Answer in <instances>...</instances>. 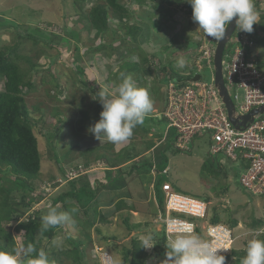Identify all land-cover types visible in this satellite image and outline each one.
Returning a JSON list of instances; mask_svg holds the SVG:
<instances>
[{"label":"rangeland","instance_id":"obj_1","mask_svg":"<svg viewBox=\"0 0 264 264\" xmlns=\"http://www.w3.org/2000/svg\"><path fill=\"white\" fill-rule=\"evenodd\" d=\"M96 1H86L83 3L84 9H90ZM123 1L134 10L135 18L130 19V23L138 22L145 28L148 25L151 27L148 28L150 32L145 31L134 44L125 39L114 41L115 37L125 33V30L116 26L118 18H114V24L112 22V26L118 29L117 36H113L111 31L102 35L99 29L90 28L87 18L80 20L76 16L74 0H0V49L15 46L19 40L18 29L6 22V19L15 20L23 29L40 30L54 41V46H50L45 42L35 44L31 39L22 40L18 50L20 54L30 56L37 65L31 69L29 63L22 62L35 86L31 90L24 88V91L30 105L38 107L34 115L39 120L38 128L42 129L44 135L52 133L56 127L60 126L62 129V133L50 145L48 140L45 141L39 135L42 170L34 181L36 190L28 199L36 198L39 194L44 198L41 201L35 200L31 205L22 204L20 196L17 199L20 205L17 204L16 207L20 214H13L7 228L13 233L18 247L24 245L25 239V231L18 226L22 220L32 215L41 223V217L47 214L54 198L72 188L91 185L98 189L99 198L95 205L106 215L107 220H99L92 228L83 229V215H78L80 219L72 216L74 225L60 226L54 238L43 236L40 243L51 264L53 261L54 264H74L72 259L64 255V251L72 247L69 237L80 241L87 250L88 264H104L109 258L108 254L112 258L118 257L115 253L117 244H123L141 234H153L157 226V232L163 233L164 229L166 232L165 224L160 218L161 213L159 216L155 214L158 207L154 189L157 181H163L164 176H167V180L179 193L201 197L208 205L207 218L212 219L216 215L221 218V222L234 229V249H245L247 241L254 236L264 240V234L257 235L264 226H252L254 219L264 218V195H253L241 185L239 178L235 176L239 171V163L227 161L222 169L228 175L214 177L216 173L209 162L208 135L196 138L189 151L166 152L168 175L149 173V167L144 166L148 171L139 177L137 170L131 171L134 162H124L127 150L145 151L150 140L156 145L155 150L142 152L137 161L143 159L141 155L155 160V155L165 150L166 139L170 144L176 142L175 138L166 137L168 124L161 120L167 101L168 81L167 75L160 71L163 66L170 64L177 69L176 62L180 57L186 60V70L188 67L190 69L198 50L187 51V44L190 41L195 42V45L202 41L210 43L214 39L197 29L198 24L193 22L192 14L184 5L161 4L160 1L156 4L149 0ZM262 7L264 8V3ZM147 11L154 14L149 16ZM66 28L80 29V40L67 35ZM112 42L115 49L95 50L101 43ZM154 55L158 56L159 65L154 62ZM124 61L137 64L135 70L127 75H131L138 87L148 89L153 109L145 116V130L136 126L131 138L114 145L106 137L99 141L88 132V128L99 120L102 105L99 99H93L99 90L94 92L81 81L93 79L99 89L107 86L109 90H114L121 82L120 75L115 74ZM204 67L203 77L210 79L212 69L206 63ZM2 83L3 79L0 78V87ZM220 160L218 158L217 161ZM112 163L120 165L109 167ZM216 168L218 173V164ZM8 171L7 169L6 172ZM224 187L228 189L223 191ZM160 192L164 194L162 189ZM119 199H125L133 210H116ZM71 201L72 199L67 200L68 203ZM57 207L66 212L63 203H59ZM129 213L131 223L139 225L138 229L131 232L124 224V218ZM233 221H237V225L234 226ZM208 223L205 222L204 225ZM110 236L115 239L107 242L104 238ZM4 244L0 236V245ZM154 247L147 250V264H159L162 261ZM231 262L232 259L228 261L225 256V264Z\"/></svg>","mask_w":264,"mask_h":264},{"label":"trees","instance_id":"obj_2","mask_svg":"<svg viewBox=\"0 0 264 264\" xmlns=\"http://www.w3.org/2000/svg\"><path fill=\"white\" fill-rule=\"evenodd\" d=\"M88 0H74L73 6L76 11V16H79L81 20L83 17L89 20V26L99 29L102 35H106L108 32H112L113 36L118 35V29L125 30L123 36L115 37L114 41L119 40H128L132 44L138 41L139 37L145 32L151 29L150 25L145 28L138 22L130 23V19L135 18L134 10L130 5L123 0H97L93 6L86 10L84 9L83 3ZM140 1V0H136ZM154 3L160 1L161 4L167 3L169 5H184L190 14H192V8L189 3L180 2V0H149ZM264 0H256L255 7L260 13V23L254 24V37L258 43L256 48L259 65L264 69V8L262 4ZM157 4V3H156ZM148 15L151 16L154 14L152 11H147ZM114 18L119 19V23L116 25L118 29L112 26L114 24ZM114 20V21H113ZM10 25L12 24L18 29L19 40L15 46H10L0 49V78L3 79L2 87H0V236L4 240V245H0V250L11 251L13 248L18 247L15 237L11 231L8 230L7 225L12 221V216L18 212L16 205L19 204V198L21 197V203L26 205H31L35 200H42L43 195H38L36 198L32 197L28 199V196L31 195L33 191L36 190L34 187V181L39 177L42 170V150H41V137H44L45 141L52 144L56 141L57 137L62 133L61 127H56L54 131L50 134L44 135L42 129L39 127V120L36 116L38 107L31 106L28 102L27 95L24 91V88L35 89L34 82L29 78V71L25 70L22 66V62H27L30 64L31 69L36 68V63L30 56H24L19 53V45L22 40H33L35 44L40 42H45L50 46H54V41L50 37H47V34L40 30H27L23 29L24 27L16 22L15 20L6 19ZM154 24V23H153ZM158 24V22H157ZM156 25V23H155ZM149 28V29H148ZM150 32V30H149ZM66 33L72 39L80 40L81 30L80 29H71L67 30ZM191 42V41H190ZM187 44V51H197L198 48L205 44L206 41H202L195 45V42ZM193 43V46H191ZM195 43V44H194ZM195 47V48H193ZM79 47H76L78 49ZM107 48L115 49L114 42L107 44L101 43L95 50L102 51ZM154 62L159 65V58L157 55L153 56ZM137 67L136 63L125 62L120 65L119 71L115 75H120V72L132 73ZM192 67L190 66V69ZM188 70L189 67L187 68ZM185 70V71H183ZM186 67L183 69L174 68L173 66H163L161 69V74L167 75V81L177 80L178 78H188L190 75H184L187 72ZM192 72V71H191ZM193 73V72H192ZM81 83L87 88L92 89L94 92L100 90L96 86V81L93 79H82ZM167 83V84H168ZM166 106V105H165ZM165 109V108H164ZM61 120V119H60ZM162 121H168L165 117L161 119ZM145 121L142 125H137L138 128L146 129ZM40 133V134H39ZM178 133L174 127H171L168 130L167 138L173 137L177 138ZM155 144L153 141H148L145 151L150 152V150H155ZM145 151H126L124 162H134L131 168V171L138 172V176L141 177L149 167V173H152L153 168L157 169V172L166 173L168 168L166 166V152L168 151H180V149L175 147V143L170 144L168 139H166V148L161 150L154 159L151 160L149 157H144L141 155V160L137 161V158L140 157V154ZM182 151V150H181ZM106 160V159H104ZM122 164H125V163ZM142 162V163H141ZM209 162L213 166V169L216 173L214 177H219L221 175L227 176L228 173L225 172L223 164L214 160L210 156ZM121 164V165H122ZM145 164V165H143ZM216 164H218V173ZM120 164L112 163L109 167H117ZM204 170L206 169V164L203 166ZM8 169L9 171L6 172ZM241 171H237L235 176L239 178ZM121 172L120 175H122ZM66 175V174H65ZM163 181H157L154 186L155 189V199L157 202L156 215L159 216V213H166V203L164 194L161 193L162 186L165 182H168L167 176H164ZM161 183V184H160ZM108 186V185H107ZM227 187V186H226ZM224 187L223 191H226L228 188ZM98 189L91 186H80L78 188H72L69 191H66L54 198L53 204L51 207H57L59 203H63L64 209L71 216H74L76 219H80L79 214L83 215L85 218L81 223L83 229H90L97 224V221L101 220L102 222L107 220L106 215L98 209V206L95 205L98 200ZM163 190V189H162ZM20 196V197H19ZM201 199V197L197 196ZM16 198V199H15ZM18 199V200H17ZM68 199H72L71 202H67ZM116 210L123 212L127 209L133 210L129 207L125 199H119L116 203ZM75 210V211H73ZM20 214V212H18ZM29 218L22 220L19 223V228H22L25 231V239L23 244L31 243L34 247L39 250L41 248L42 237L54 238L57 234V230L60 226L49 228L48 230H43L42 223L38 222L32 215H28ZM18 218V217H17ZM202 220H198V223L201 224ZM213 223H220L221 218L214 216L211 219ZM124 224L126 225L129 232L134 231L139 228V225L131 223L130 213L124 218ZM234 226L237 225V221H233ZM252 226L254 228H260L264 226V218L254 219L252 221ZM198 232L202 235V229L198 227ZM156 233V234H155ZM155 234V235H154ZM154 243H156L154 249L158 255L164 259V253L166 251V243L169 238L165 229L163 233L157 231L153 232ZM107 242L115 237H105ZM68 241L72 244V247L67 248L64 251V255L73 260L74 264H88L86 259L88 258L87 250L82 246V243L71 237L68 238ZM118 257H114L116 263L118 264H147L148 251L140 247L139 237L134 236L129 241L123 244L116 245ZM245 249L237 250L232 249L231 253L227 255L228 261L232 259L231 264H241L242 259L245 256ZM35 255V253H33ZM53 264L55 261L52 262Z\"/></svg>","mask_w":264,"mask_h":264},{"label":"built area","instance_id":"obj_3","mask_svg":"<svg viewBox=\"0 0 264 264\" xmlns=\"http://www.w3.org/2000/svg\"><path fill=\"white\" fill-rule=\"evenodd\" d=\"M217 42L213 40L198 48L191 61L192 68L184 73L190 77L169 81L163 116L168 121V130L174 127L178 133L176 148L189 151L196 138L208 135L209 156L214 160L221 158L218 162L223 165L227 161L239 163L241 185L253 195H264V114H257L247 127L238 128L232 122L215 83ZM256 48L253 32L246 33L237 28L224 52V80L237 116L264 106V69L259 65ZM204 63L212 69L210 79L203 77ZM162 189L166 213L160 218L169 240L184 234L191 226L201 239L214 247L228 249L220 250V254L231 252L236 235L229 225L210 223L203 230L195 220L207 218L205 201L177 192L170 182H165ZM198 227L202 228V235ZM108 257L104 264H116L110 255Z\"/></svg>","mask_w":264,"mask_h":264},{"label":"clouds","instance_id":"obj_4","mask_svg":"<svg viewBox=\"0 0 264 264\" xmlns=\"http://www.w3.org/2000/svg\"><path fill=\"white\" fill-rule=\"evenodd\" d=\"M186 2L191 5V18L198 24L197 29L218 42L225 38L227 26L233 22L239 31L246 33H252L254 24L260 23V13L255 7L254 0H186ZM176 67L185 68V58L180 57ZM248 67L253 66L248 65ZM120 77L121 82L114 90H109L105 86L98 91L96 97H93L99 99L102 111L99 120L88 128V132L97 140L101 141L106 137L107 141L114 145L122 144L131 138L133 129L137 125H142L146 114L153 109V101L147 88L138 87L131 75L120 72ZM153 170V173L157 172L156 168ZM165 172L168 170L166 169ZM195 220H202L200 225L203 226V230L213 223L209 218H195ZM205 222L209 223L204 225ZM41 223L43 230H48L65 224L71 226L75 221L68 212L60 211L58 207H49L47 214L41 217ZM156 231H159V226ZM259 234H264V229H260L257 235ZM139 243L140 247L146 250L156 245L151 232L141 234ZM220 250L228 249L214 247L209 241L201 239L194 233L192 227L188 226L184 234L177 235L166 243L164 259L159 264H225V256L231 252L222 255ZM245 253L241 264H264V240L255 236L249 239ZM113 260L115 261L114 258ZM0 264H51V262L45 250H37L29 243L27 246L15 247L11 251L0 250Z\"/></svg>","mask_w":264,"mask_h":264},{"label":"water","instance_id":"obj_5","mask_svg":"<svg viewBox=\"0 0 264 264\" xmlns=\"http://www.w3.org/2000/svg\"><path fill=\"white\" fill-rule=\"evenodd\" d=\"M236 27L234 22L227 26L225 38L218 42L215 51V83L219 90L221 97L224 100L225 106L228 110L229 117L231 118L232 122L238 127H247L249 123L254 121V117L257 114H264V106L252 110L250 113L245 115H236V107L235 104L229 94V91L226 87L224 75H223V56L226 49L227 44L229 43L230 39L232 38L233 34L236 31Z\"/></svg>","mask_w":264,"mask_h":264}]
</instances>
